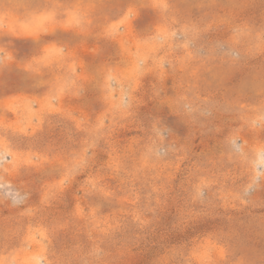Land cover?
<instances>
[{"label":"rangeland","instance_id":"rangeland-1","mask_svg":"<svg viewBox=\"0 0 264 264\" xmlns=\"http://www.w3.org/2000/svg\"><path fill=\"white\" fill-rule=\"evenodd\" d=\"M0 264H264V0H0Z\"/></svg>","mask_w":264,"mask_h":264}]
</instances>
